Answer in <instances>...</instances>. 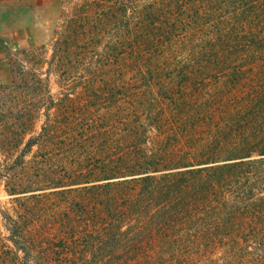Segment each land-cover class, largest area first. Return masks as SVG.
Wrapping results in <instances>:
<instances>
[{
    "label": "trees",
    "instance_id": "1",
    "mask_svg": "<svg viewBox=\"0 0 264 264\" xmlns=\"http://www.w3.org/2000/svg\"><path fill=\"white\" fill-rule=\"evenodd\" d=\"M144 1L111 3L123 19L131 6L139 14L124 29L128 78L110 93L115 106L103 113L91 106L83 119L43 126L39 144L57 145L65 138L54 134L72 126L66 135L80 166L39 188V197L58 201L49 215L60 238L49 248L39 241V264L88 257L127 264L148 244L216 248L226 264H264V85L252 80L264 76V0ZM30 11L0 9V34L19 21L31 24ZM175 35L199 37L198 48L197 38L184 42L191 46L182 63L163 54ZM215 86L223 88H206ZM185 140L194 142L183 148ZM7 174L0 170V186ZM0 213L8 232V243L0 236V264H28L26 216L19 207L16 215ZM81 216L85 227L73 221ZM130 219L145 222L122 243ZM185 228L193 233L173 234ZM47 230L39 225L40 236ZM121 248L127 254H116Z\"/></svg>",
    "mask_w": 264,
    "mask_h": 264
},
{
    "label": "rangeland",
    "instance_id": "2",
    "mask_svg": "<svg viewBox=\"0 0 264 264\" xmlns=\"http://www.w3.org/2000/svg\"><path fill=\"white\" fill-rule=\"evenodd\" d=\"M95 1L0 0V9L13 11L28 7L33 17L32 25L18 29L19 33L13 24V28L0 34V170L9 172L8 177L1 181L0 211L16 215L19 207L26 216L29 228L25 232V243L32 252L27 257L28 264H39L40 244L49 248L52 247L51 243L56 244L60 240L55 235L57 222L54 221V216L49 215L52 213L50 206L58 201L51 197H39V188L56 181L67 173L65 170H74L75 165H78L77 148L69 140L73 135H66L72 132V126L54 134L55 139L62 136L65 138L58 145L52 144L53 140L44 143L41 140L39 144L43 126L45 123L49 125L51 121L62 122L66 119L72 123L83 119L91 106H100L103 113L107 108L115 106L116 101L110 98V93L118 94V90L123 88V81L128 78L124 73L122 51L123 41L130 38V35L127 33L125 36L127 31L124 29H127L125 26L129 22L131 27L132 18L139 14L131 6L128 16L123 19L120 12L111 9L113 0ZM138 1L140 4L145 3L144 0ZM134 28L131 30H137V27ZM128 32L132 34L131 31ZM176 35L183 34L180 32ZM195 38L197 47V36H188L184 41L179 37L174 38L176 42L170 47L171 51L166 49L163 54H170L167 59L178 57V61H186L191 45L184 42L196 43ZM167 71L168 75L173 73L171 69ZM251 76H255V73ZM256 76L260 77L258 74ZM252 80L257 85L263 80L261 85H264L263 75L261 78L253 77ZM152 88L158 91L160 87ZM173 88L176 87H165L170 91ZM206 88L217 93L223 87ZM251 88V85L247 87ZM147 134L150 136L148 139L152 140L157 132L153 130ZM31 142L34 144L29 146ZM192 142L194 141L185 140L181 146L188 148ZM151 144L147 146L148 149H151ZM182 147L179 149H183ZM85 185L88 184L77 187ZM12 189L26 192L14 195L8 192ZM40 207L43 208V213H40ZM2 218L0 213V236L7 242L8 232ZM73 221L81 227L88 224L83 216ZM125 221L123 231L127 233L120 236L122 243L145 222L140 219ZM39 225L50 230L40 236ZM191 231L185 228L173 234L181 238L193 233ZM93 238L95 237L88 239ZM39 241L43 243L39 244ZM78 241L80 244L81 239ZM145 247L148 248L136 251V260L127 264H226V253L216 248L186 244H158L156 248L148 244ZM119 253L127 254L122 248L116 252ZM21 255L23 256L22 253ZM79 264L117 263L97 262L88 257Z\"/></svg>",
    "mask_w": 264,
    "mask_h": 264
},
{
    "label": "crops",
    "instance_id": "3",
    "mask_svg": "<svg viewBox=\"0 0 264 264\" xmlns=\"http://www.w3.org/2000/svg\"><path fill=\"white\" fill-rule=\"evenodd\" d=\"M26 8H28V7H23V8H20V9H17V10H13L14 12L15 11H19V10H22V9H26ZM29 9V8H28ZM32 15V14H31ZM32 17V16H31ZM32 19H33V17H32ZM16 28H17V33H19L18 32V29H20V28H26V27H28V26H30V25H32V24H29V25H23L20 21L19 22H17L16 24ZM20 31V30H19Z\"/></svg>",
    "mask_w": 264,
    "mask_h": 264
}]
</instances>
